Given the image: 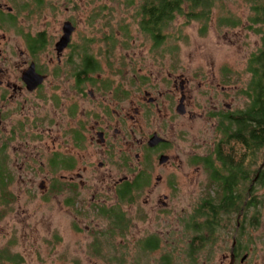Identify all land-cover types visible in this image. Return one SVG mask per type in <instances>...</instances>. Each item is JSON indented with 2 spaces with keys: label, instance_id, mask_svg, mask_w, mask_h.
Wrapping results in <instances>:
<instances>
[{
  "label": "flooded vegetation",
  "instance_id": "af4514ba",
  "mask_svg": "<svg viewBox=\"0 0 264 264\" xmlns=\"http://www.w3.org/2000/svg\"><path fill=\"white\" fill-rule=\"evenodd\" d=\"M153 1L142 0L140 8ZM13 14L0 6V178L9 195L6 200L0 192V206L13 201L16 189L30 192L38 185L47 199L74 209L70 228L79 233L85 226L92 256L106 264H145L143 259L158 253L156 264H176V229L170 220L156 219L157 212L171 213L179 182L192 181L187 167L204 168L214 194V174L224 169L219 149L233 144L239 159L243 146L229 139L228 127L248 103L240 70L211 64L173 71L175 64H160L154 53L176 47L174 33L167 34L172 21L162 30L147 29L137 17L142 41L131 44L122 28V39L106 49L118 47L124 55L106 64L108 74L101 73L93 32H81L75 13L35 28L17 27ZM130 44L151 49L153 59L129 58ZM200 94L204 100H195ZM251 165L248 213L225 220L223 214L210 216L206 207L203 217L186 221L190 237L181 252L187 264H208L216 251L219 264H264V206L255 203L264 158L258 168L255 161ZM138 200L151 206V219L129 214ZM80 206H91L100 219L84 224Z\"/></svg>",
  "mask_w": 264,
  "mask_h": 264
},
{
  "label": "rangeland",
  "instance_id": "374dc122",
  "mask_svg": "<svg viewBox=\"0 0 264 264\" xmlns=\"http://www.w3.org/2000/svg\"><path fill=\"white\" fill-rule=\"evenodd\" d=\"M45 1L46 3L41 8L43 10L37 9L38 4L33 0H0V6H3V9L10 7L14 10L13 15L16 17L17 27L20 28L40 27L45 22L54 23V17L64 16L65 18L75 13L81 32H93L96 49L94 52L100 62L101 73L108 74L105 72V69L109 68L106 64L114 62L124 55L121 48L106 49L107 43L115 42L112 41L113 39L116 41L122 39V28L129 31L128 36L131 44L133 42L139 44L142 41V36L138 33L139 19H136L142 0ZM28 8L34 12L28 14ZM252 14L251 3L247 0H215L208 23L188 20L182 15L177 16L169 26L170 31H167V34L171 31L174 33L175 40L173 41L176 47L172 46L171 50L162 49L160 52H154L157 54L155 57L160 60V64L166 67L175 64L173 71L177 73L185 72L186 69L196 70L203 67L210 69L211 64L216 65L217 68L225 65L236 68L241 72L240 86L244 90L250 78V75L245 71L247 62L261 48L260 34H255L250 29ZM204 26H206V31L202 34L201 30ZM1 31L7 35L14 33L12 28H2ZM168 42L173 44L172 41ZM131 44L127 51L129 58L141 61L153 59L154 53L151 49ZM106 60L107 62H105ZM193 86L196 87V84ZM194 99L204 100L201 94L194 96ZM243 102L244 98L240 96L238 105L242 107ZM262 161L263 157L257 168ZM186 170L193 171L192 181L182 178L177 191L171 195V213L157 212L158 216L156 217V219H161L160 222L165 219L170 220L169 225L176 229L178 253L176 264H187L185 253L183 252L182 255L181 252L185 251L190 237L189 235L186 238L188 236L186 221L198 215L202 201L208 197L210 192L204 168H200V165H192ZM40 181V179H36L37 184ZM13 187H16V183ZM29 190L30 192L28 190L20 192L16 189L13 201L7 202L6 206H0V250L7 248L12 254L21 255L22 264L107 263L106 260L103 261V259L91 255L89 243L83 235L85 226L80 228L81 232L79 233L72 232L70 225L74 217V209L58 206L57 199H47V195L42 193L38 185ZM0 192L3 193L6 200H9L2 178H0ZM257 195L264 196V187H258ZM109 200L114 202V198ZM138 202L137 206L128 208L129 214L132 213L135 219H151L152 216L148 215L151 206L143 207L141 201L138 200ZM87 207L91 209V206ZM152 207L159 208L160 206ZM79 208L78 211L82 215L80 217L84 224H90L92 220L100 219L96 211L88 208L86 211L83 206ZM135 210H138V213ZM161 228L164 231L167 229L162 226ZM262 230L264 231V229ZM107 251L109 249L104 253ZM114 253L119 256L115 251ZM160 256L158 253L152 254L149 258L143 259V263H159ZM220 261L221 252L216 251L209 258L208 264H219Z\"/></svg>",
  "mask_w": 264,
  "mask_h": 264
},
{
  "label": "trees",
  "instance_id": "16d2710c",
  "mask_svg": "<svg viewBox=\"0 0 264 264\" xmlns=\"http://www.w3.org/2000/svg\"><path fill=\"white\" fill-rule=\"evenodd\" d=\"M40 5L42 0H33ZM215 0H155L140 8L136 14L143 19L142 26L147 29L168 26L177 16H185L188 20L208 23L211 19L212 6ZM251 3L252 18L250 29L255 34H260L261 48L254 53L247 62L246 72L250 75L248 83L242 94L246 96L247 107L239 113L236 121L231 122L228 129H232L231 141H236L243 146L239 159L235 145L224 151H218L224 169L216 170L214 174L215 193L209 192L207 198L200 205V217L206 210L210 216L219 218L224 215L225 220H232L235 214L242 210L248 213L250 206V183L252 182L251 163L257 165L264 158V0H247ZM151 12V13H150ZM144 13V14H143ZM150 13V15H148ZM158 13V14H153ZM149 23H145L146 19ZM5 22L9 20L3 19ZM206 26L201 30L205 33ZM162 42V40H161ZM227 139L224 141L227 144ZM236 139V140H235ZM245 149V150H243ZM237 159V161H236ZM248 159L251 161L248 164ZM264 187V170L258 176L257 187ZM256 206H264V196H257ZM246 203V204H245ZM206 207L208 209H206ZM206 209V210H205ZM228 226H225L227 229ZM243 228V227H242ZM244 229V228H243ZM22 264L23 258L19 254H12L7 248L0 250V264Z\"/></svg>",
  "mask_w": 264,
  "mask_h": 264
}]
</instances>
